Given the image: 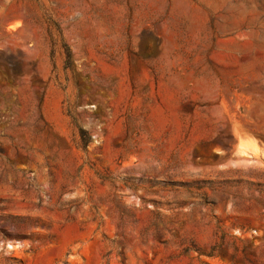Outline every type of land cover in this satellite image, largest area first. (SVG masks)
Returning <instances> with one entry per match:
<instances>
[{
	"label": "rangeland",
	"instance_id": "374dc122",
	"mask_svg": "<svg viewBox=\"0 0 264 264\" xmlns=\"http://www.w3.org/2000/svg\"><path fill=\"white\" fill-rule=\"evenodd\" d=\"M0 264H264V0H0Z\"/></svg>",
	"mask_w": 264,
	"mask_h": 264
},
{
	"label": "trees",
	"instance_id": "16d2710c",
	"mask_svg": "<svg viewBox=\"0 0 264 264\" xmlns=\"http://www.w3.org/2000/svg\"><path fill=\"white\" fill-rule=\"evenodd\" d=\"M64 54H65V68H71L72 67V52L70 50L69 47H67L66 45H64ZM79 136H80V140L83 143V145H85L86 143H88L87 139H86V132L83 129L79 130Z\"/></svg>",
	"mask_w": 264,
	"mask_h": 264
}]
</instances>
